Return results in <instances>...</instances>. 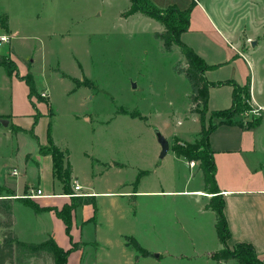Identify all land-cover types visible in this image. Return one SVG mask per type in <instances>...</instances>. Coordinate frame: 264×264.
Returning <instances> with one entry per match:
<instances>
[{"label":"rangeland","instance_id":"obj_1","mask_svg":"<svg viewBox=\"0 0 264 264\" xmlns=\"http://www.w3.org/2000/svg\"><path fill=\"white\" fill-rule=\"evenodd\" d=\"M153 2L160 8L169 4L177 5L179 10L191 7L186 35L207 52L211 49L210 44L203 41L204 35L211 41L214 39L226 53L230 50L227 47L232 46L223 42L221 36L208 26L206 11L216 20L219 13L230 15L231 33L237 41L264 35V0H200V4L192 6L190 0ZM128 7V0H0V36L5 35L8 39L3 42L0 52L9 53V59L18 64L17 71L12 63L16 70L12 75L16 77H9L0 69V90L3 93L0 95V112L6 105L5 91L9 90L11 114L23 120L27 117L34 119L27 132L12 134L10 127L4 129L5 135L0 136V178L2 167L8 166L9 175L11 164L21 157L23 151H35L36 142L40 138L46 139L49 127L57 143L69 149L75 170L83 177L87 175L90 161L95 159L125 164L120 175L111 171L107 177L110 180L118 176L133 178L138 172L135 168H146L149 172L142 180L151 183L154 189L168 188V184L173 183L180 186L189 170L192 176L195 175L191 185L199 183L200 160L195 157L194 168L187 170L180 168L172 149L160 158L161 145L156 139V130L163 132L173 150L209 158L206 131L201 132L200 123L211 127L220 117H213L212 112L199 114L189 110L191 85L176 70L177 63L180 68L185 67L180 50L176 46L168 51L163 48L155 35L156 28L162 26L160 22L142 14L124 17L122 13ZM6 18L10 33L3 24ZM237 20L243 21V27L240 28ZM256 51L264 54V44H260ZM218 57L225 58L214 53V58ZM233 57L238 58L234 63L243 71L245 63L241 58ZM214 69L216 67H208L206 74ZM229 69L224 68L218 72L221 75H214V78H225ZM19 72L33 76L35 92L29 98V86L24 78H20ZM64 73L67 76L62 77ZM71 78H86L90 84L76 88ZM206 79H210L209 76ZM228 82L231 83L230 80L216 83L227 87ZM229 86L236 87L237 84L232 81ZM239 93V110L230 118L243 124L250 114L252 118L256 114L252 112L245 91ZM247 106L249 109L245 108ZM119 109L135 111L139 116L122 114ZM196 142L199 146L194 151L185 145ZM17 144L19 150L14 152ZM84 153L94 159L87 158ZM156 156L162 166L152 170ZM31 180L33 185L38 182L37 178ZM73 185L74 181L70 185L73 191L69 193L75 191ZM99 186H103L101 181ZM83 195L77 196L86 197ZM181 201L177 199V202ZM176 206L189 216L195 215L196 208L192 203H176ZM172 220L171 217L163 228V243L179 251L180 257L160 258L159 262L151 258L141 264H205L202 254L217 246L215 236L212 237L203 225V240H197V237L190 240L188 234L192 233L188 227L187 231L181 230L179 224H172ZM13 226L14 223L12 230ZM194 230L195 236L198 230ZM2 231L0 228V234ZM11 264H52V261L46 255L25 256Z\"/></svg>","mask_w":264,"mask_h":264},{"label":"crops","instance_id":"obj_2","mask_svg":"<svg viewBox=\"0 0 264 264\" xmlns=\"http://www.w3.org/2000/svg\"><path fill=\"white\" fill-rule=\"evenodd\" d=\"M128 1L129 7L122 13L124 17L128 18V16L137 14L144 15L139 11L129 13L131 1ZM197 3L200 4V0H190L189 2L190 6L197 5ZM170 5L175 4L168 6ZM206 14L208 15L206 18L209 23L208 26L219 34V37L221 36L223 42L233 47V49L227 47L230 50L226 53L214 39L211 41L204 35L203 41L208 42L211 49L207 52V49H202L197 42L188 38L186 30L180 34L181 41L194 50L208 67H216L214 71H210L208 74L204 71L205 79L209 76L210 79L207 80L209 84H213V86L209 85L207 90L206 112L211 113L230 108L234 100L233 89L235 87L229 85L233 81V84L236 82L237 88H243L249 82V105L253 113L256 114L253 118L250 114L245 121L243 120L242 125L233 121L220 123L217 119L214 124L215 127L207 136L215 165L217 195L224 201L223 214L229 229V237L225 244L229 249H232L234 243L237 242L252 244L256 255L264 264V54L256 53L258 46L264 44V35L262 37L248 36L246 40L237 41L231 33L233 27L230 23V15L227 17L219 13L217 15L218 20H216L212 19L207 11ZM237 23L240 24V28L243 27L242 20L240 22L237 20ZM5 24L6 30L8 29L10 33L7 18ZM160 24L162 26H158L156 32L164 30V25L161 22ZM250 30H253V27H250ZM3 42H0V48L3 46ZM231 51L234 53L232 54ZM211 52L212 54H209ZM213 52L219 56L222 54L225 58H214ZM15 53L13 51V54ZM3 54L9 56V53ZM3 54L0 52V55ZM233 56L241 58L245 63L243 71L234 63L238 58ZM10 60L13 59L10 58ZM228 61V65L222 66ZM14 66L18 71V64H14ZM227 67L230 69L225 78H221V76L214 78V75H221L218 72ZM0 69L4 70L3 73L9 77H16L12 74L9 75L4 66H0ZM19 73L22 76L20 78H24V80L25 76L29 74ZM226 80L231 81V83H227V87L226 85L220 87L221 85L216 83ZM32 83L34 84L33 76ZM8 91H5V108L0 112V118L6 119L8 123L5 126L0 123V136L5 135L4 129L8 127H10L12 134L13 132L15 134L27 132V128L34 123L32 117L23 120V118L11 114ZM0 95L3 96L1 90ZM29 96L31 95L28 92V98ZM32 106H35L34 102H32ZM161 134L164 136L163 132ZM8 136L11 137V135ZM51 139L65 153L70 168L69 188H71L72 181H77L82 188L77 192L85 193L83 196H86L84 197L86 202L72 209L71 225L66 231L65 224L62 218L56 214L55 209L60 210L65 205L70 204L73 199L77 200L78 196H70L69 191L63 188L62 182L54 175L53 158L47 153L40 152V146L47 145L48 138L47 136L46 139L40 138V142H36L35 151H23L21 157L11 164L9 175L7 173L8 166L2 167L0 195H10L14 198L12 204L15 220L13 231L20 241L38 243L49 238L54 239L60 248L69 250L65 264H141L151 260V258L159 262L160 258L174 259L180 257L178 256L179 251H175L163 243V228L172 217V224L173 222L179 224L181 230L187 231L186 227H188L192 233V235L188 234L190 240L195 239V237L197 240H203L205 237L203 225L206 226L212 237L215 236L214 241L217 246L208 248L202 254L206 260L205 264H237L236 259L217 262L210 257V253L219 251L224 247V244L219 241L217 229H215L216 214L208 207L210 198L214 194L208 193L205 189L203 173L200 172V181L196 185H191L190 181L195 178V175L192 176L189 170L187 178L183 180L180 186L176 187L173 183V185L168 184V188L161 186L154 189L151 183L148 182L147 184L146 181L142 180L149 172L148 169L135 168L138 172L133 178L125 179L118 176L117 179L110 180L107 177H110L111 171L120 175L125 164L119 161L111 163L95 161L93 157L84 153L87 158H93L94 161H90L91 165L87 169V175L83 177L76 172L69 149L61 143H57L53 136ZM169 149H172L180 168L187 170L194 168V160L189 161L187 158L177 155L170 144ZM18 150L19 145L17 144L14 152ZM191 161L193 162L192 165L190 164ZM152 164V170L162 166L157 160V156ZM13 169L16 174L11 173ZM32 178L38 179L36 185H33ZM100 181L103 186H99ZM32 187L41 189L42 195L37 198L26 197L25 195ZM22 198L31 200L43 210L35 213L29 205L22 201ZM177 199L183 201L177 202ZM176 203L194 204L196 216H189L187 212L177 210ZM194 228L198 230L195 236ZM135 243L149 252V255L138 253L134 247Z\"/></svg>","mask_w":264,"mask_h":264},{"label":"trees","instance_id":"obj_3","mask_svg":"<svg viewBox=\"0 0 264 264\" xmlns=\"http://www.w3.org/2000/svg\"><path fill=\"white\" fill-rule=\"evenodd\" d=\"M131 8L129 9V13H135L137 11L143 13L144 15L154 18L155 20L160 21L164 25V30L161 32H156L155 35L162 42L163 48L165 50H170L173 46L178 47L181 52V55L184 59L185 67L180 68L178 63L176 64V70L178 73L183 74L187 80H189L191 85V96H190V106L189 110L195 113H203L206 111V104L208 99L207 90L209 87V81L204 77V71L208 68L207 64H205L204 60L195 53L188 45L180 39V34L187 29L189 25V12L190 8L179 10L177 6L170 5L165 9L158 8L153 4L150 0H130ZM4 27H7L4 21ZM13 62L6 55H0V66H4L7 69L8 74H12L15 71L13 67ZM10 67H13L10 69ZM62 77L66 76V74H61ZM25 81L29 85V94L32 95L35 92V86L32 83L31 74H27L25 76ZM73 83H75L76 87L89 85L90 82L86 78L82 80L72 79ZM244 90L246 93L247 99L250 98L249 93V82H247L243 88L233 89L234 100L230 108L223 111H215L212 112V116H219L220 123H230L232 122L231 118L237 110H239L237 98L240 95L239 91ZM247 109V107H245ZM118 112L125 114L128 113L130 116H139V113L133 111L128 112L126 109H119ZM202 125L201 132L206 131L205 139L207 143V147L209 148V143L207 136L209 132L215 127L210 125L204 126L203 122L200 123ZM242 125V123H239ZM47 134V145L40 146L41 153H47L53 158V173L54 175L62 182L63 188L66 191L71 192V188H69L70 181V168L68 162L65 158V153L60 150L55 143L52 142L50 136V128L48 127ZM203 134V133H202ZM188 147H191L194 151L198 148L199 143H186ZM175 153L179 156H183L187 158L189 161L194 160L197 157L200 160L198 165L199 169L202 170L203 173V182L204 187L208 193L214 194L208 203V207L214 211L216 214V223L215 229H217V236L221 244H224V247L219 249L217 252L210 253V257L217 262L219 261H228L230 259H236L237 264H262V261L255 253V250L250 243L237 242L234 243L233 248L229 249L226 247V240L229 237V229L226 225L225 216L223 214V199L217 195V184L215 183V165L213 160V155L211 154V150L209 152L211 157H205L203 155H196V153L190 154L187 152H181L178 149L174 150ZM200 153V151H197ZM13 201L14 198L12 196H1L0 195V228L3 229L0 237V264H8L18 262L23 259L25 256H41L46 255L52 261V264H65V261L68 257L69 250H64L60 248L54 239L49 238L45 241L38 243H31L27 241H20L11 229L14 223V214H13ZM22 201L29 205L35 213L37 211L43 210V208L39 207L38 204L31 202V200L27 198H22ZM86 202L84 198H78L77 200L73 199L70 204L65 205L60 210L55 209L56 214L62 218L65 229L68 231L71 225V211L75 206L82 205ZM138 253L141 255H149V252L142 249L136 243L134 244Z\"/></svg>","mask_w":264,"mask_h":264},{"label":"built area","instance_id":"obj_4","mask_svg":"<svg viewBox=\"0 0 264 264\" xmlns=\"http://www.w3.org/2000/svg\"><path fill=\"white\" fill-rule=\"evenodd\" d=\"M0 41L1 42H3V41H8V39L6 38V36L5 35H2V36H0ZM42 94V96H46V93H41ZM253 112V111H252ZM255 114V113H254ZM190 164L192 165L193 164V162L191 161L190 162ZM12 174H16V171L13 169L12 170V172H11ZM73 188H74V192H77V191H79V190H81L82 188H81V186L77 183V181H74V185H73ZM70 193L69 195L70 196H77V195H79V196H82L84 193ZM42 195V190L41 189H38V188H36V189H34V188H31V190L25 195L26 197H28V198H37L38 196H41Z\"/></svg>","mask_w":264,"mask_h":264},{"label":"water","instance_id":"obj_5","mask_svg":"<svg viewBox=\"0 0 264 264\" xmlns=\"http://www.w3.org/2000/svg\"><path fill=\"white\" fill-rule=\"evenodd\" d=\"M0 123L5 126L7 125L8 121L5 119H1L0 118ZM156 139L157 141H159L160 145H161V150L159 153L160 158H163L164 155L166 154L167 150L169 149V142L168 140H166L164 138V136L161 134V132L159 130H156Z\"/></svg>","mask_w":264,"mask_h":264}]
</instances>
